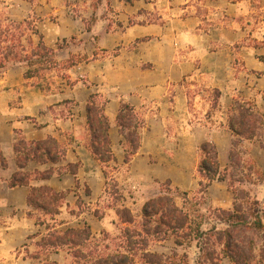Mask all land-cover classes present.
Returning <instances> with one entry per match:
<instances>
[{"label": "rangeland", "instance_id": "1", "mask_svg": "<svg viewBox=\"0 0 264 264\" xmlns=\"http://www.w3.org/2000/svg\"><path fill=\"white\" fill-rule=\"evenodd\" d=\"M0 22L21 24L26 47L39 42L36 28L61 63L33 79L25 77V62L0 68V150L8 164L0 165V264H40L31 255L48 230L37 217L58 230L88 224L95 238L103 231L118 236L125 224L116 208H129L140 221L144 204L167 180L204 201L201 212L232 209L228 182L205 187L199 174L206 142L215 145L231 178H245L236 186L264 205V0H0ZM64 39L67 46L59 49ZM74 54L89 61L64 68ZM92 94L105 102L111 123L115 160L108 165L89 148L86 107ZM123 103L145 121L130 159L116 125ZM245 112L254 115L237 136L229 118ZM21 136L55 137L67 154L54 167L81 162L76 175L32 182L69 191L55 217H30L29 188L8 185L18 170L14 145ZM47 167L31 163L28 169ZM78 199L86 206L80 213ZM150 250L185 253L190 264L199 255L196 243L178 246L173 238L152 243ZM50 258L73 263L67 251Z\"/></svg>", "mask_w": 264, "mask_h": 264}, {"label": "trees", "instance_id": "2", "mask_svg": "<svg viewBox=\"0 0 264 264\" xmlns=\"http://www.w3.org/2000/svg\"><path fill=\"white\" fill-rule=\"evenodd\" d=\"M19 29L21 24L10 22L2 25L0 22V68H5L12 61L25 62V77L33 79L42 77L46 71L61 64L55 58V50L44 43L42 34L36 28L33 32L40 36V40L30 47L21 42ZM66 42L64 39L58 48L66 47ZM88 61L86 55L74 54L62 66L69 69ZM71 84L74 85V82ZM219 94L217 91V98ZM251 114L231 115L229 127L235 135H242L241 128L251 119ZM86 116L90 151L99 162L108 165L115 160L109 132L111 123L105 113V102L99 101L98 94L90 96ZM144 124V119L131 104L121 105L116 125L125 138L128 159L140 147L139 131ZM14 151L18 170L12 174L8 185L11 188H29V216L42 214L55 217L61 214L69 191H57L49 185L35 186L32 182L49 180L65 172L76 175L81 162L54 167V164L65 160L67 149L53 136L43 140H27L21 136L14 145ZM201 154L198 171L206 181L205 187L213 181H227L234 194L232 209L214 208L208 213L201 212L204 201L191 198L188 192L172 187L171 181L167 180L161 185L160 194L144 204L140 221L129 208H116L125 228L115 237L103 231L99 238H95L88 224L58 230L45 218L37 217V224L45 226L48 232L37 242L38 251L31 257L40 264H58L50 258L51 253L67 251L72 256V264H190L185 253L174 251L166 255L150 250L152 243L173 238L178 246L196 243L199 249L197 264H221L225 260L230 264H264V205L236 186L244 177L231 178L227 169L220 167L213 143H204ZM31 163L49 167L29 170ZM0 165L8 168L1 150ZM115 192L114 187L112 194ZM77 203V213L83 212L86 208L84 202L78 199ZM96 215L99 219L103 218V213L97 212Z\"/></svg>", "mask_w": 264, "mask_h": 264}]
</instances>
